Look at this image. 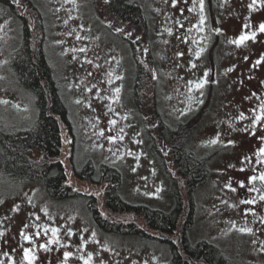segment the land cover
Here are the masks:
<instances>
[{
	"label": "rangeland",
	"instance_id": "obj_1",
	"mask_svg": "<svg viewBox=\"0 0 264 264\" xmlns=\"http://www.w3.org/2000/svg\"><path fill=\"white\" fill-rule=\"evenodd\" d=\"M147 1L152 12L151 67L143 68L145 82L136 104L131 87L139 57L135 58L98 17L94 0H29L42 14L44 50L69 108L75 137L73 158L77 165L90 160L95 166L101 162L115 166L121 174L119 191L124 199L169 209L174 202L169 176L151 148L150 135L167 163L171 162L170 143L163 134L148 128L146 107H150L146 102L152 95L159 122H164L161 116L172 129H179L175 127L186 120L197 100V88L189 82L209 80L207 58L214 50L211 68L215 69L213 80L219 87H215L216 102L220 101L221 110L212 128L191 132L186 144L194 154L207 157L209 166L206 179L190 195L192 229L217 245L233 264H264V200L260 199L264 194L249 191L257 186L248 182L254 175L258 149L242 147L238 130L244 131L252 123V110L259 105L260 96L251 92L252 84L264 82V32L259 31L264 23V0H215L213 11L220 18H233L245 7L262 8L263 13L259 11L243 24L230 20L223 24L230 30L222 33L213 48L208 44V23H199L198 0L194 11H189L193 0H187L186 7V0H176L175 6L172 0ZM20 25L0 6V133L27 128L35 113L30 94L11 70L12 50L21 44ZM253 32L254 39L239 45L233 42L241 34ZM235 64L238 72L232 75ZM237 105L247 114L242 126L233 118L239 113ZM64 139L67 143L58 159L64 165L66 180H72L78 190H95V184L70 170L71 137ZM33 154L39 157L37 151ZM240 181L245 187H240ZM45 227L58 229V243H48L53 237L50 231L44 234ZM242 228L252 231L242 232ZM41 244H46L47 250ZM29 248L32 264H168L167 253L156 240L97 229L80 195L49 199L36 182H16L0 175V264H29L24 255ZM65 252L72 255L65 257Z\"/></svg>",
	"mask_w": 264,
	"mask_h": 264
},
{
	"label": "trees",
	"instance_id": "obj_2",
	"mask_svg": "<svg viewBox=\"0 0 264 264\" xmlns=\"http://www.w3.org/2000/svg\"><path fill=\"white\" fill-rule=\"evenodd\" d=\"M111 1L113 4L111 2L110 12L116 10L122 16L140 19L136 5L127 4L124 0ZM34 5L32 7L37 8ZM40 16L42 18L41 13ZM12 51L11 70L21 87L30 94L35 113L27 128L7 129L0 133L1 176L16 182H36L49 199L62 200L80 195L93 224L107 233L136 235L161 243L164 241L162 235L172 232L177 215L187 214L186 221L191 218L193 203L188 190L204 182L209 166L207 157L194 154L186 146L183 141L185 136L180 133L183 130L166 127L163 132L162 138L170 143V164L165 162L164 155L150 135L151 148L169 176L173 204L169 209H162L141 202H129L119 191L121 174L115 166L105 162L95 166L90 160L82 165L76 164L72 154L75 137L69 108L46 56L43 38L41 37L38 49L25 38ZM141 67L137 66L131 87L136 104L137 93L142 92L145 82L146 71ZM64 136L71 137L70 170L83 181L95 184V190H78L72 180H66L64 165L58 159L60 150L67 143ZM33 150L38 152V158L34 156ZM168 242L172 249L176 247L175 243ZM186 247L187 252L185 249L184 251L191 258L206 260L210 264L232 263V259L217 245L208 244L203 239L190 246L186 244ZM172 255L178 260L179 254L175 249ZM183 263L189 264L187 261Z\"/></svg>",
	"mask_w": 264,
	"mask_h": 264
},
{
	"label": "flooded vegetation",
	"instance_id": "obj_3",
	"mask_svg": "<svg viewBox=\"0 0 264 264\" xmlns=\"http://www.w3.org/2000/svg\"><path fill=\"white\" fill-rule=\"evenodd\" d=\"M214 1L215 0H204L203 6L204 21L207 22L210 27L211 37L208 43L210 48L215 47V44L219 41V39H222V33H227L230 30V27L222 26L223 24L228 25L229 20L231 22H234L235 24H243L247 22L249 18H254L259 11H262L263 13L262 8L247 9L248 7H245L238 9L236 11V15L233 18H230L228 16L220 18L213 11V4L215 5ZM111 2V0H96L95 10L98 14V17L101 18L107 26L112 28L113 35H115V37H118L122 41L125 47L132 52L134 57L136 55L139 57V60H137L136 57L135 58L137 63L142 66L141 68L148 67L150 69L151 60H149V56L151 57V45L149 42V35L151 31L150 24L152 19V12L147 6L148 1L124 0L125 3L136 5L138 7L140 19L122 16L118 12H116V10L110 12ZM183 5L185 7L188 6V1L186 0V3H183ZM0 6L9 15L17 18V20L21 24L20 36L18 35V41H20L21 38L22 43L23 40L26 38L28 42H32V45L35 46L36 49H38L43 30V24L41 22L39 9L32 7L33 5L29 3V0H0ZM218 17L219 20L217 21ZM217 29H219V31H216ZM214 56V50L212 52L210 51V56L207 58L209 63V80H206V83H204V86L202 88L196 89V92L198 93L197 100L196 102H194L195 104L193 105L191 113H187L188 117L186 118V120L179 122L175 127L179 128V131L183 130V132L180 133L184 134L185 136L183 138L185 144H187V140L191 132H203L209 127L212 128L214 126V121L216 118H218V113L221 110L220 101L219 104L216 102V98L218 97V91H215V87H217V90L219 87L215 86L216 82L213 80V76L215 75V69L211 68ZM246 59H244L240 63H243ZM237 66V64L233 66L232 75H234L235 72H238V70L236 69ZM220 74H225V72L221 71ZM232 75H229L228 77L232 79L234 77ZM244 75H246V73H244ZM252 85L253 87H251V92H254L255 94H258L260 96L258 100L259 105L255 109L258 111L261 102H264V82L258 81ZM146 106L150 107V109L146 107V114L150 118L148 124V128L150 130L155 131V134L161 135L166 130V127L171 128V126L161 116L160 120L164 121L165 123L159 122L158 110L154 111L155 109H157V102L156 100H154V97L152 95L148 97ZM241 109L242 108H239L237 105L235 110H238L239 113L237 112L234 115L235 117L233 118L236 121L237 125L242 126V120L238 118L241 114ZM244 115L247 116V114ZM183 122L186 123L183 124ZM238 130L240 131V134L242 133V136L240 138L242 147L248 145L250 147H247L246 149H251V151L254 148L259 149L261 147H264V142H261L259 140L260 136H264V122H262V124L256 125L255 135L252 134L251 128H248L247 131H241L240 129ZM262 171H264V164H258L257 162H255L254 166H252V173L254 175H259V173ZM254 185L257 186V188L260 189L261 193L264 194V184H261V182L257 180L254 182ZM191 189L192 190H188L190 191V195L194 188ZM186 217L187 214L183 216L177 215L172 232H166L164 233V235H162V240H164L165 242H161L160 245L164 247V250L167 253L168 264H184V261H187L189 264H210L206 260L197 259L194 257L191 258L185 253L187 248L186 244L190 246L191 244L197 243L199 240L202 239L208 244H213L212 241L205 238H201V235L193 233V216L191 214V218L188 221H186ZM179 222H182V224H177ZM185 222L187 223V225H184ZM184 226L185 231H183ZM183 232L185 234V237ZM168 241H171L176 244V247H173V249H175L179 254L178 260L173 258V249L169 246ZM46 258L47 257L44 256L45 261ZM41 259H43V257ZM228 263L233 264L230 261Z\"/></svg>",
	"mask_w": 264,
	"mask_h": 264
},
{
	"label": "snow or ice",
	"instance_id": "obj_4",
	"mask_svg": "<svg viewBox=\"0 0 264 264\" xmlns=\"http://www.w3.org/2000/svg\"><path fill=\"white\" fill-rule=\"evenodd\" d=\"M173 2V6H175L176 4V0H172ZM195 4H196V0H193V8L189 9V11H194L195 10ZM199 4H200V10H201V18H200V25H203L204 24V16H203V6H204V0H199ZM251 7V5H250ZM181 11L183 12V9H181ZM181 27H183V25H181ZM245 27L247 28L248 26L245 25ZM201 31L203 30L202 28L200 29ZM216 31H219V29H217ZM259 31L260 32H264V23H261L259 25ZM255 38V32L253 33H250V34H241V36L233 41L234 43L236 44H242L244 43L246 40L248 39H254ZM81 51H84L83 49H81ZM178 55H183L182 53H178ZM200 55V52H197V56ZM262 59H264V57H262ZM261 61L258 60L256 63L259 64ZM193 67H195V65H192ZM119 78V77H118ZM190 84H195V87L196 88H202L204 86V83H206V80H201L199 82H189ZM120 89L117 88L115 89V92L116 93H119ZM253 112V119H252V123L250 125H246L245 127V131L248 130V128H251L252 129V134L255 135L256 133V125L258 124H262V122H264V102H261L260 106H259V111L253 109L252 110ZM240 120H245L247 119V117L241 113L240 116L238 117ZM122 138V137H121ZM110 140H115L116 138L115 137H109ZM259 140L261 142H264V136H260L259 137ZM216 141H212V143H215ZM229 143H232L231 141H229ZM256 156H257V160L256 162L258 164H264V147H261L258 149V152L256 153ZM241 171H244V169H240ZM259 180L261 182V184H264V171L260 172L259 175H252L250 177H248V182L249 183H253L255 181ZM240 187H245V182L244 181H240ZM233 191H235V189H232ZM249 191H260V189H257L255 188L254 186L252 188L249 189ZM260 199L261 200H264V195H261L260 196ZM255 201H244V203H254ZM51 232L52 233V239H50L48 241L49 244H52V243H58V239H57V232H58V229L56 228H51V229H48V228H44V234L47 235L48 232ZM240 231L242 232H251L252 229L251 228H242L240 229ZM37 237H39L41 235L40 232H37L35 234ZM25 239L27 240H31L32 237L31 236H25ZM41 248H44L45 250H47V245L46 244H41L40 245ZM262 251H264V248L261 249ZM32 250L29 248V249H25L24 250V255H25V258L28 259L29 261V264H32V260L34 259V257H31L29 255V253L31 252ZM65 257H68V256H71L72 254L70 252H65L64 253ZM85 264H88V261H85Z\"/></svg>",
	"mask_w": 264,
	"mask_h": 264
}]
</instances>
